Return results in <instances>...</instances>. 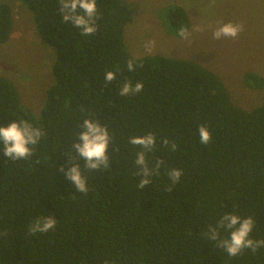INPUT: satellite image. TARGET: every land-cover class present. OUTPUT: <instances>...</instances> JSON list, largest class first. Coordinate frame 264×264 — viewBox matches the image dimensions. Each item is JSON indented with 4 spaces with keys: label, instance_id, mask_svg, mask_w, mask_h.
Instances as JSON below:
<instances>
[{
    "label": "trees",
    "instance_id": "trees-1",
    "mask_svg": "<svg viewBox=\"0 0 264 264\" xmlns=\"http://www.w3.org/2000/svg\"><path fill=\"white\" fill-rule=\"evenodd\" d=\"M22 2L39 37L55 50L54 83L35 116L0 74V124L27 120L45 133L27 159L0 152V264H264V247L229 257L204 235L233 212L252 216L250 236L264 239V102L250 110L235 105L221 78L197 62L131 55L123 33L132 16L122 0H97L101 15L88 36L62 22L58 0ZM167 17L177 37L180 27H190L180 5L170 6ZM13 21L11 7L0 3V43ZM108 70L117 75L105 85ZM243 80L264 86L254 71ZM126 81H143V91L120 96ZM84 118L99 119L112 137L109 168L90 171L79 160L87 195L60 171L77 162L68 152ZM201 124L212 133L208 144L200 142ZM149 132L156 135L149 166L164 164L141 189L134 164L139 146L129 138ZM171 167L181 168L182 177L169 191ZM49 214L57 218L54 229L30 235L29 225Z\"/></svg>",
    "mask_w": 264,
    "mask_h": 264
},
{
    "label": "rangeland",
    "instance_id": "rangeland-1",
    "mask_svg": "<svg viewBox=\"0 0 264 264\" xmlns=\"http://www.w3.org/2000/svg\"><path fill=\"white\" fill-rule=\"evenodd\" d=\"M13 12L9 39L0 43V74L17 87L21 103L35 116L40 115L46 92L53 85L55 50L37 34L33 14L22 0H0ZM132 19L124 28V43L135 57L160 55L197 62L222 80L232 102L250 110L264 102V86L255 89L243 80L246 71L264 76V0H122ZM185 8L193 25L188 40L171 32L167 17L170 6ZM232 21L243 25L235 39L213 38L215 28ZM151 41V49L145 42Z\"/></svg>",
    "mask_w": 264,
    "mask_h": 264
},
{
    "label": "clouds",
    "instance_id": "clouds-1",
    "mask_svg": "<svg viewBox=\"0 0 264 264\" xmlns=\"http://www.w3.org/2000/svg\"><path fill=\"white\" fill-rule=\"evenodd\" d=\"M58 11L61 15L62 22L71 23L74 28L79 29L81 35L88 36L97 31V20L101 15L98 12L97 0H58ZM192 31H204V26L200 24L193 25L190 31L187 27H180L178 36L183 40H188ZM243 31V25L232 21L219 24L212 35L216 40L231 37L235 39ZM151 41L145 42V48L151 49ZM129 71H133L135 64L132 60L127 62ZM116 72L108 70L105 72V85L110 84L116 79ZM143 91V81H137L134 85L131 81H126L119 87L120 96H132ZM76 140L72 144V152H68L71 159L77 161L71 167L65 169L61 166L60 171L64 172L66 178L70 180L79 193L87 195L89 186L86 177L82 173L79 160L84 161V167L88 170H100L109 168L110 157L108 149L112 137L106 125L102 124L99 119L84 118L80 124ZM200 142L208 144L211 141L212 133L209 128L201 124L198 127ZM45 135L39 127H34L27 120H12L7 124H0V152L13 160L19 161L32 156L34 147L39 140ZM163 145H169L167 137L162 138ZM129 143L139 146L136 152L134 164L138 171L135 173L141 177L137 187L143 189L151 183V178L159 173L163 160L158 159L153 166H149L147 154L154 150L156 144V135L146 133L129 138ZM171 151L175 152L177 145L171 143ZM73 152L75 154H73ZM171 180V187L181 180L182 169L171 167L167 172ZM57 218L54 215L37 217L29 225V234L47 233L54 229ZM255 221L252 216L242 217L233 212H225L215 224H209L205 231V240L215 242L216 247L223 249L229 257H235L245 249H251L255 252L258 248L264 247V239H255L250 236ZM227 232L226 237L221 236V232ZM107 264V261L105 262Z\"/></svg>",
    "mask_w": 264,
    "mask_h": 264
}]
</instances>
